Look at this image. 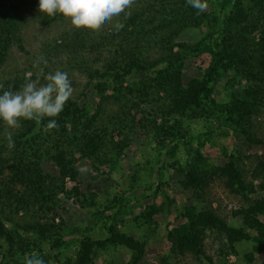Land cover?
Wrapping results in <instances>:
<instances>
[{
    "label": "rangeland",
    "instance_id": "obj_1",
    "mask_svg": "<svg viewBox=\"0 0 264 264\" xmlns=\"http://www.w3.org/2000/svg\"><path fill=\"white\" fill-rule=\"evenodd\" d=\"M119 1L0 0V34L6 32L4 26L8 28V24H4V13L15 15L11 4L20 11L13 22L14 37L0 53V189L6 192L0 194L3 226L10 229L14 226L22 239L32 232L28 230L30 226H41L48 236L64 237L68 246L61 251L56 264H73L78 235L84 233L93 239H103L106 236L103 226L108 224L143 243L144 253L138 264H264V246L252 252L250 242L228 243L223 233L213 228L203 233L205 257L178 253L166 238V231L175 225L172 217L157 215L145 222V216L140 215L145 214V200L159 203L169 199L176 205L194 203L198 208L214 212L227 225L248 231L241 211L249 206L252 198L264 197V179L250 174L255 163L264 159V144L249 145L241 135L226 131L196 110L182 116L166 114L167 98L162 91L154 89L151 75L145 71L125 77L116 96L110 88L95 95L90 84L96 81L90 75L102 74L106 63L119 64L124 60V52L117 48L119 39L128 43L134 40L138 57L146 64L175 54L184 55L183 85L200 77L209 57L206 47L193 56L185 54L177 44L191 45L202 36L207 19L215 16L216 0H196L190 9L178 8L176 15L164 17L162 23L152 18L153 13L148 8L151 0ZM108 4L112 7L103 15ZM135 11L138 15L124 32L120 26L128 16L135 15ZM194 14L201 16V26L190 25L191 21L186 19ZM257 17V24L264 27V14ZM173 28L182 29L167 41ZM225 34L222 33L221 39ZM242 35L252 38V42H247L237 36L238 42L243 44L239 46H243L242 52L264 66V42L259 40L258 31ZM139 83L146 85L145 90ZM258 83L252 87L262 91L263 98L257 99L246 122L250 132L264 140V81ZM252 87L244 79L238 81L231 72L216 82L212 97L218 103H225L229 93L239 91L245 96L247 91L250 95ZM61 100L76 101L78 106L85 100L98 103L97 125L106 130L112 141L125 139L126 145L113 158L107 157L110 163L101 166L100 174L75 156L72 164L79 170L78 182L65 178L63 188L68 191L76 187L79 196L65 197L58 193L56 205L39 208L33 203L34 198H29L28 184L11 180L12 146L4 137L19 132L17 128L21 126V119L26 120V115L41 112L47 105ZM163 120H174L180 128L161 144L151 136L150 128L153 121L159 124ZM182 140L190 145L199 141L197 148L206 158L207 167L213 168L202 193H191L179 184L181 173L175 159L185 157V146L179 144ZM175 142L178 144L176 153L172 157L164 155V150ZM223 153L237 160L246 186L244 193H230L223 185V178L216 174L225 160ZM31 161L34 159L30 157L25 164L29 166ZM43 163L44 172L57 174L56 168L46 160ZM248 253L251 259L247 258ZM127 257L124 247L107 243L103 249L92 251L87 264H121Z\"/></svg>",
    "mask_w": 264,
    "mask_h": 264
},
{
    "label": "trees",
    "instance_id": "obj_2",
    "mask_svg": "<svg viewBox=\"0 0 264 264\" xmlns=\"http://www.w3.org/2000/svg\"><path fill=\"white\" fill-rule=\"evenodd\" d=\"M14 1L19 2V0ZM195 2L196 0H151L148 8L153 13L152 18L162 23L164 17L176 15L178 8L190 9ZM11 5L12 13L15 15L11 17L9 12L3 15L6 18L4 24H8V28L4 26L6 32L0 34L1 36L4 34V38L0 39V53L14 37L13 22L20 12L14 4ZM111 7L112 4L105 5L103 15ZM214 7L215 16L207 19L208 25L204 26L205 32L201 37L191 45L184 42L177 44L185 54L193 56L206 47L209 57L200 77L192 78L183 85L181 67L184 55L175 54L159 62L146 64L138 57V45L134 40H129L128 43L119 39L117 48L124 52V60L119 64L115 61L106 63V70L102 74L90 75L92 79H96L90 82L94 94L100 95L103 90L110 88L115 94L113 96H116L125 77L145 71L151 75L150 80L154 89L162 91L164 98H167L166 114L182 116L188 111L196 110L200 115L215 120L226 131L241 135L249 145L264 144V140L250 132V126L246 122L249 112L256 107L257 99L263 98L262 91L253 88L252 85L264 81V66H259L260 61H255L250 55L242 52L243 46L239 47L242 43L238 42V37L252 42L251 37L243 36L242 33L253 31H258L259 40L264 42V27L257 24V16L264 14V0H216ZM133 14L135 15L128 16L120 26L124 32L132 26L138 12L135 11ZM199 17L201 16L194 14L186 19L191 21L190 25L201 26L202 21ZM180 29L182 28H173L167 36V41H170ZM223 32L226 34L221 39ZM18 47L21 48L20 45ZM158 63L163 66L157 67ZM258 67L261 68L257 70ZM231 72L238 81L244 79L249 87L251 85L253 94L249 95L246 91L245 96H241L239 91H235L236 93L227 95V102L218 103L212 97L215 84ZM139 85L145 90L146 85L141 83ZM96 105L88 100H85L81 106H78L76 101L69 100L52 102L41 112L26 115V120L21 119V126L17 128L20 131L4 137L12 146L10 167L13 178L11 180L12 182L23 180L27 183L29 198H34L33 203L39 208L56 205L58 193H62L65 197L71 194L75 198L79 196L76 187L68 191L63 188L65 178L78 182L79 170L72 164L75 156L100 174L101 166L110 163L107 157L113 158L115 153L125 147V139L114 142L108 138L106 130L97 125ZM179 128V124L174 120H163L159 124H154L153 121L150 128L151 136L162 144L165 138L170 140L172 133ZM179 144L185 146V157L175 159L177 169L181 173L179 184L191 193H202L213 173V168L207 167L206 158L197 148L199 141L195 140L194 145H190L189 142L182 140ZM177 147V142L171 144L168 150H164V155L172 157ZM30 157L34 161L27 166L25 162ZM223 157L225 160L216 174L223 178V185L230 193H244L246 186L241 180L242 173L237 167V160L234 156L225 153ZM45 160L52 168H56V175L43 171ZM250 174L259 180L264 179V159L255 163ZM3 193L6 192L1 190L0 194ZM27 203H25L26 208ZM140 215L145 216V222L157 215L171 216L175 225L166 231V238L178 253L188 252L196 258L205 257L202 249L203 233L210 228L221 231L228 243L250 242L252 252H258L260 247L264 246V221L261 219H264V197L252 198L249 206L241 211V217L248 231L227 225L214 212L198 208L194 203L176 205L174 200L169 199L159 203L145 200V214L140 213ZM3 221L0 218V259L2 260L0 264H49L50 262L56 264L59 262L61 251L67 249L68 244H65L64 237L63 239L61 235L48 236L41 226L34 228L30 226L28 230L32 232H28L22 239L14 226L11 229L5 228ZM103 229L106 233L103 239H93L84 233L78 235L75 240L73 264H87L92 251L103 249L107 243L119 245L128 251L127 259L121 264H138L144 253L143 243L130 234L118 231L113 224L104 225ZM247 258L251 259V253H248ZM206 259L209 261L207 257Z\"/></svg>",
    "mask_w": 264,
    "mask_h": 264
}]
</instances>
